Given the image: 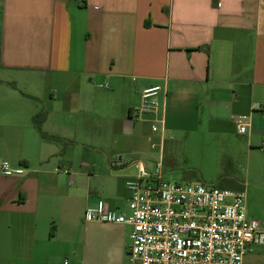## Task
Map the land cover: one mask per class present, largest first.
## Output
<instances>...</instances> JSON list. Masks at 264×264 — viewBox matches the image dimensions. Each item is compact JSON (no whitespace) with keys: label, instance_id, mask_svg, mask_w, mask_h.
<instances>
[{"label":"crops","instance_id":"1","mask_svg":"<svg viewBox=\"0 0 264 264\" xmlns=\"http://www.w3.org/2000/svg\"><path fill=\"white\" fill-rule=\"evenodd\" d=\"M154 84L157 112L133 118ZM253 101L264 0H0V165L23 169L0 172V264H130L131 226L85 221V208L128 213L123 178L147 167L150 137L187 142L224 115L254 118ZM77 145L99 153L59 155Z\"/></svg>","mask_w":264,"mask_h":264},{"label":"built area","instance_id":"2","mask_svg":"<svg viewBox=\"0 0 264 264\" xmlns=\"http://www.w3.org/2000/svg\"><path fill=\"white\" fill-rule=\"evenodd\" d=\"M160 90L159 84L144 87L140 102L132 107L130 115L139 118L146 113L155 114ZM251 109L264 110V103L253 101ZM163 122L162 118L155 119L150 127L158 131ZM235 123L238 132L248 133L249 116L240 115ZM259 148L264 152V135ZM22 170L8 160L0 165L3 175ZM125 186L129 191L128 213L111 209L98 199L85 208L83 218L129 224L130 264H247L244 256L251 244L264 242L261 222L247 213L244 191L166 180L160 162L152 168L140 165ZM39 264H71V259L65 256L60 261Z\"/></svg>","mask_w":264,"mask_h":264},{"label":"rangeland","instance_id":"3","mask_svg":"<svg viewBox=\"0 0 264 264\" xmlns=\"http://www.w3.org/2000/svg\"><path fill=\"white\" fill-rule=\"evenodd\" d=\"M254 113V118L249 117L252 134L238 132L235 121L231 119L228 122L230 115H224L221 118L223 122H208L203 125L201 132L195 134V138L184 143L166 140L162 147L158 144L152 146L154 140L150 137L147 153L142 156L147 160L148 168L160 162L166 180H187L244 191L246 206L255 215L249 216L261 221L264 228V152L259 148L264 135V123L258 119L263 112L255 110ZM238 118L240 116H235V119ZM98 153L95 147L77 145L73 148L63 147L59 155L82 161ZM124 156L129 164L135 163V155ZM128 178H123V181ZM263 243L252 251L260 263L264 260Z\"/></svg>","mask_w":264,"mask_h":264},{"label":"trees","instance_id":"4","mask_svg":"<svg viewBox=\"0 0 264 264\" xmlns=\"http://www.w3.org/2000/svg\"><path fill=\"white\" fill-rule=\"evenodd\" d=\"M43 116V112H40L38 115L34 116V119L36 120V118H40Z\"/></svg>","mask_w":264,"mask_h":264}]
</instances>
